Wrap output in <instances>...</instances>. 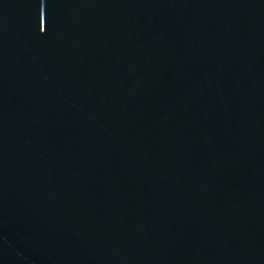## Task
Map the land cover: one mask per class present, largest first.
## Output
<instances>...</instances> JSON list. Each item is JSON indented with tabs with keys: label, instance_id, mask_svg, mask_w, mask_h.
Masks as SVG:
<instances>
[{
	"label": "water",
	"instance_id": "obj_1",
	"mask_svg": "<svg viewBox=\"0 0 264 264\" xmlns=\"http://www.w3.org/2000/svg\"><path fill=\"white\" fill-rule=\"evenodd\" d=\"M0 264H264V0H0Z\"/></svg>",
	"mask_w": 264,
	"mask_h": 264
}]
</instances>
